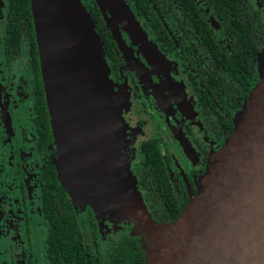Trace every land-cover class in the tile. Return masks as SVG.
Returning a JSON list of instances; mask_svg holds the SVG:
<instances>
[{
  "label": "flooded vegetation",
  "instance_id": "obj_1",
  "mask_svg": "<svg viewBox=\"0 0 264 264\" xmlns=\"http://www.w3.org/2000/svg\"><path fill=\"white\" fill-rule=\"evenodd\" d=\"M123 1L146 38L131 36L128 23L95 0H81L100 20L108 75L125 100V149L137 189L153 220L168 223L196 194L245 100L233 73L240 63L233 54L218 58L213 42L229 50L221 46L226 25L239 17L262 50L264 0ZM258 53L246 59L256 70ZM58 162L31 9L29 19L14 0H0V264H62L82 253L92 264H110L126 237L147 240L135 221L74 202Z\"/></svg>",
  "mask_w": 264,
  "mask_h": 264
},
{
  "label": "water",
  "instance_id": "obj_2",
  "mask_svg": "<svg viewBox=\"0 0 264 264\" xmlns=\"http://www.w3.org/2000/svg\"><path fill=\"white\" fill-rule=\"evenodd\" d=\"M95 2L143 32L123 0ZM30 9L70 198L82 205L85 187L87 197L99 199L91 203L95 211L110 206L137 224L146 219L144 264H264V48L258 81L224 145L208 157L196 194L175 220L157 224L129 169L120 101L89 12L81 0H30Z\"/></svg>",
  "mask_w": 264,
  "mask_h": 264
},
{
  "label": "trees",
  "instance_id": "obj_3",
  "mask_svg": "<svg viewBox=\"0 0 264 264\" xmlns=\"http://www.w3.org/2000/svg\"><path fill=\"white\" fill-rule=\"evenodd\" d=\"M14 4L17 12L26 13L30 19V0H14ZM93 20L96 28L99 29L98 22H100V20L97 17H93ZM247 24L248 21H246L242 26V19L237 17L234 24H229L228 26L226 25V36L228 40H224L221 46H224L227 43L230 46L229 50L226 48L221 49L220 45L216 41L217 39L213 42V51L216 55H218V58H225L227 55L233 54L237 59V62L240 63V66L236 67L235 70H233V73L235 78L238 80V87L242 88L241 91L238 92V96L242 99L247 98L250 90L259 78L258 71L255 66L249 61L247 62L248 52L261 51V45L258 43V39L254 36V31L249 28ZM97 31L99 33V30ZM102 38L104 41L103 36ZM230 59L235 61L233 58ZM239 109L240 105L234 111L235 114L228 126L229 130L232 128L234 117ZM173 217H175V214ZM69 226L71 229L75 228V223L72 218L69 219ZM145 244V237H126V240L120 244V247L117 250L119 252L117 258H113V261L110 264H144ZM62 264H92V260H88L86 258V254L82 253L79 259L73 260L70 258V260H65Z\"/></svg>",
  "mask_w": 264,
  "mask_h": 264
},
{
  "label": "rangeland",
  "instance_id": "obj_4",
  "mask_svg": "<svg viewBox=\"0 0 264 264\" xmlns=\"http://www.w3.org/2000/svg\"><path fill=\"white\" fill-rule=\"evenodd\" d=\"M112 15V14H111ZM113 16V15H112ZM124 24V23H123ZM140 27V26H139ZM131 30V31H129V30ZM126 30L129 32V34L131 35V36H136V37H140L141 39L143 38H146L144 35H146L145 33H143V32H140V30L139 29H135V28H133L132 26L131 27H127L126 28ZM143 31V30H142ZM113 90H114V88H113ZM114 92H115V90H114ZM120 95V94H119ZM115 97H116V95H115ZM121 98H123L121 95H120V99H119V101H121L120 102V110H121V107H122V105H121V103H123V107H125V100L124 101H122L121 100ZM121 115H122V113H121ZM123 118V117H122ZM124 121V120H123ZM121 138H123L124 140H125V137H124V135L123 134H121ZM125 148H126V146H125ZM124 148V150H125V154H126V149ZM126 156L128 157V155L126 154ZM129 158V169H130V157H128ZM66 189V188H65ZM80 189H81V199H82V205H84V203L85 204H88V205H90L92 208H93V206L91 205V203H98L99 202V199H98V197H96L95 196V199H91V198H89V197H87V196H89V193L87 192V190H86V188L85 187H80ZM67 190V189H66ZM68 194H69V192H68ZM69 196H70V194H69ZM144 202V201H143ZM147 207V206H146ZM94 209V208H93ZM148 210V209H147ZM95 211V210H94ZM95 212H97V211H95ZM97 215L98 216H101V217H103V216H107V215H110L112 218H116L117 220H119V219H125V218H123V216H118V215H116V214H113L112 212H111V207L110 206H107V207H104V208H101V211H98L97 212ZM151 215V214H150ZM151 218H152V216H151ZM153 219V218H152ZM134 221V220H133ZM145 221H146V223H147V220L145 219ZM144 223L142 226H149V224L147 223Z\"/></svg>",
  "mask_w": 264,
  "mask_h": 264
}]
</instances>
